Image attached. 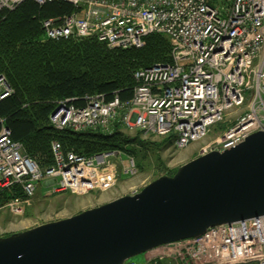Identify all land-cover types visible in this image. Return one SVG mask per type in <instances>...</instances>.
<instances>
[{"label": "built area", "instance_id": "obj_1", "mask_svg": "<svg viewBox=\"0 0 264 264\" xmlns=\"http://www.w3.org/2000/svg\"><path fill=\"white\" fill-rule=\"evenodd\" d=\"M23 1L0 0V10ZM63 1L72 11L41 21L46 38L94 37L110 47H139L145 36L161 33L170 37L173 48L171 63L135 71L137 85L126 102L118 96L107 101L102 94L86 95L82 106L68 98L57 101L50 116L55 129L110 133L118 123L125 131L173 135L175 146L184 148L204 137L229 110L243 109L202 151L231 149L249 134L264 131V0ZM11 93L0 75V100ZM22 148L3 124L0 191L18 186L22 195L0 210L21 214L46 178L53 180L52 193L78 194L107 187L115 179L110 160L118 151L86 156L53 140L54 163L41 169ZM152 252L144 261L123 264H264V215L212 226L198 237L157 246L145 257Z\"/></svg>", "mask_w": 264, "mask_h": 264}, {"label": "water", "instance_id": "obj_2", "mask_svg": "<svg viewBox=\"0 0 264 264\" xmlns=\"http://www.w3.org/2000/svg\"><path fill=\"white\" fill-rule=\"evenodd\" d=\"M264 215V131L66 218L0 236V264H123L208 228Z\"/></svg>", "mask_w": 264, "mask_h": 264}, {"label": "trees", "instance_id": "obj_3", "mask_svg": "<svg viewBox=\"0 0 264 264\" xmlns=\"http://www.w3.org/2000/svg\"><path fill=\"white\" fill-rule=\"evenodd\" d=\"M71 11V4L63 0L44 4L24 0L14 9L0 10V75L13 89L0 100V130L3 124L8 127L11 138L41 169L54 163L53 140L66 151L86 156L114 150L138 155L127 144L143 140L128 135L118 123L110 133L57 130L49 116L56 102L66 98L83 104V96L102 94L107 101L118 96L126 102L137 85L135 71L172 61L173 42L161 33L145 36L140 47H109L94 37L45 38L41 21ZM171 139L161 141L172 145ZM21 195L18 186L1 190L0 207Z\"/></svg>", "mask_w": 264, "mask_h": 264}, {"label": "rangeland", "instance_id": "obj_4", "mask_svg": "<svg viewBox=\"0 0 264 264\" xmlns=\"http://www.w3.org/2000/svg\"><path fill=\"white\" fill-rule=\"evenodd\" d=\"M242 110H229L225 117L213 125L204 137L192 141L184 148L176 147L174 139H171L173 141L172 145H165L161 141L163 139L161 136L127 130L128 135L131 137L139 136L143 142L137 140L135 143L127 144V148L138 151V155L133 154L132 156L127 152L118 150V154L111 158L110 165L115 172V179L111 185L101 186L81 194L71 192L44 194L49 191L48 187L44 186L40 189L41 192L38 191L29 200L21 214L12 213L7 208L0 210V236L22 231L41 223L69 217L122 195L137 192L159 176L174 174L179 166L197 157L203 149L215 143L223 135L225 128L232 125L231 123L236 120ZM156 144L160 147L157 148ZM132 160L134 166H132ZM152 254L153 252L148 253V256L145 257V253H142L129 259L134 262H141L145 258L152 257ZM163 261L167 262L165 258H163ZM242 264L259 263L254 261Z\"/></svg>", "mask_w": 264, "mask_h": 264}, {"label": "crops", "instance_id": "obj_5", "mask_svg": "<svg viewBox=\"0 0 264 264\" xmlns=\"http://www.w3.org/2000/svg\"><path fill=\"white\" fill-rule=\"evenodd\" d=\"M52 183H53V180L50 179V178H46V179L42 180V181L39 183L38 187L36 188L35 194H36L38 191L41 192L40 189L43 188L44 186H45V187H48V190H49L47 193H44V194H51V193H52V192H51V186H52ZM35 194H34V195H35Z\"/></svg>", "mask_w": 264, "mask_h": 264}, {"label": "bare ground", "instance_id": "obj_6", "mask_svg": "<svg viewBox=\"0 0 264 264\" xmlns=\"http://www.w3.org/2000/svg\"><path fill=\"white\" fill-rule=\"evenodd\" d=\"M54 1H60V0H54ZM136 87V86H135ZM12 89V88H11ZM135 89V88H134ZM133 94H134V92H133ZM133 97V96H132ZM73 101H72V103H74L75 105H79V106H82L83 104H84V102H85V104H87V96H83L82 97V99L80 100V102H83V104H81V103H79V104H76L75 103V99H72ZM78 100V99H77ZM130 100V99H129ZM52 113L53 112H51V114H50V116L52 115ZM50 116H49V121H50ZM50 124H51V121H50ZM52 125V124H51ZM95 131H97V130H95ZM261 131H263V130H261ZM144 133V132H143ZM145 134H150V135H153V134H151V133H145ZM155 136V135H154ZM167 136H171L172 137V139H174V136L173 135H167ZM167 136H163V137H167ZM89 156H91V155H89Z\"/></svg>", "mask_w": 264, "mask_h": 264}]
</instances>
